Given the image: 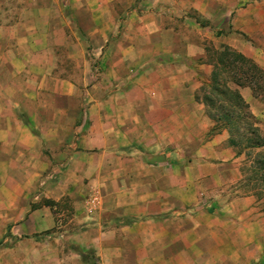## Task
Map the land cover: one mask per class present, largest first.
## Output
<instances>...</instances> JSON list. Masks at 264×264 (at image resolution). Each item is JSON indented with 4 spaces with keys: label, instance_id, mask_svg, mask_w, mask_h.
<instances>
[{
    "label": "crops",
    "instance_id": "0c3cea01",
    "mask_svg": "<svg viewBox=\"0 0 264 264\" xmlns=\"http://www.w3.org/2000/svg\"><path fill=\"white\" fill-rule=\"evenodd\" d=\"M66 1L0 0V264H264L256 199L224 200L244 158L198 99L210 51L264 69V0Z\"/></svg>",
    "mask_w": 264,
    "mask_h": 264
},
{
    "label": "trees",
    "instance_id": "16d2710c",
    "mask_svg": "<svg viewBox=\"0 0 264 264\" xmlns=\"http://www.w3.org/2000/svg\"><path fill=\"white\" fill-rule=\"evenodd\" d=\"M209 56L214 70L210 83L202 88L198 99L206 104L209 116L215 122L212 134L228 129L231 134L229 145L240 154L249 150L247 155L251 157L252 150L264 147V137L258 134L259 128L248 104L238 90L231 89L230 83L250 88L255 98L264 102V69L229 46L210 51ZM249 170L254 187L264 189V154L257 155Z\"/></svg>",
    "mask_w": 264,
    "mask_h": 264
},
{
    "label": "rangeland",
    "instance_id": "374dc122",
    "mask_svg": "<svg viewBox=\"0 0 264 264\" xmlns=\"http://www.w3.org/2000/svg\"><path fill=\"white\" fill-rule=\"evenodd\" d=\"M49 6V13H53L54 15H70L69 11H72V8L74 5L71 2H67L65 0L64 4H48ZM255 118V117H254ZM212 119V118H211ZM215 123V122H214ZM255 125L259 128L258 134L261 135V137H264V121L258 120L255 118L254 121ZM230 134V133H229ZM231 135V134H230ZM229 142V141H228ZM236 151L239 153L240 151L236 149ZM249 150H244L242 154H238L241 156L244 161L243 166L241 167V173H242V180L240 181L239 184H236V186L228 188L227 193H226V198L224 199L225 201L231 200L232 198H235L237 196L241 195H252L256 199L257 202V212L259 214L264 215V189L262 187H254L255 182L252 181L253 175L250 172V167L253 164L254 160L256 159L258 154H264V147L252 150L251 151V157L247 155ZM238 191L237 194H235ZM258 192H260V195H258ZM264 217V216H263ZM258 219H262V217H259ZM259 264H262L260 261Z\"/></svg>",
    "mask_w": 264,
    "mask_h": 264
},
{
    "label": "built area",
    "instance_id": "2783aa9c",
    "mask_svg": "<svg viewBox=\"0 0 264 264\" xmlns=\"http://www.w3.org/2000/svg\"><path fill=\"white\" fill-rule=\"evenodd\" d=\"M92 203H96V202H92Z\"/></svg>",
    "mask_w": 264,
    "mask_h": 264
}]
</instances>
